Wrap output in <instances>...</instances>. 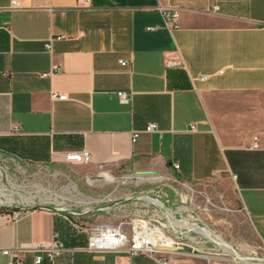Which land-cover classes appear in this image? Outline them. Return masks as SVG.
I'll list each match as a JSON object with an SVG mask.
<instances>
[{
  "label": "crops",
  "instance_id": "1",
  "mask_svg": "<svg viewBox=\"0 0 264 264\" xmlns=\"http://www.w3.org/2000/svg\"><path fill=\"white\" fill-rule=\"evenodd\" d=\"M16 1L0 0V159L76 168L106 199L125 194L122 181L176 179L223 192L264 227V0ZM162 9L178 12V28ZM82 150L89 163L65 160ZM45 206L0 213V250L19 249L18 264L54 235L65 250L51 264H157L84 251L87 215Z\"/></svg>",
  "mask_w": 264,
  "mask_h": 264
},
{
  "label": "built area",
  "instance_id": "2",
  "mask_svg": "<svg viewBox=\"0 0 264 264\" xmlns=\"http://www.w3.org/2000/svg\"><path fill=\"white\" fill-rule=\"evenodd\" d=\"M87 1L78 0V3L83 4ZM11 8H18L16 0H12ZM216 9L217 7L212 8V10ZM162 15L164 26L169 31L179 27V14L175 9H162ZM50 42L51 39L46 44L48 49H50ZM119 63L124 66L128 62L121 59ZM180 64V62H165L166 66ZM57 68L53 67L54 70ZM206 78V75L200 77L201 80ZM116 94L122 102L130 99L127 92L119 91ZM50 99L67 100L69 98L64 93L51 92ZM190 130H194V125H190ZM145 131L157 132V127L154 123H149ZM137 134V132L133 133L132 140H135ZM252 147H257V137L253 138ZM65 160L87 164L91 156L86 150H82L67 153ZM112 181L111 179L110 183ZM131 182L139 189L138 191L109 199L91 198V202L84 204L92 205L80 210H73L70 207L60 208L75 217L89 216L98 211L117 217L118 220L115 223L87 224L84 251L124 253L130 257L145 255L157 264H167L168 257L183 256L202 260L206 264H264V249L262 255H257L254 251H242L230 242L227 245L221 242L223 237L219 238V233L204 223L197 212L209 210L210 201L206 196L176 179L156 180L140 177ZM131 182L122 181V184L127 185ZM117 186L118 184L115 187ZM163 186H168L173 195L168 196L164 193ZM199 197H202V200H198ZM98 203L101 205H96ZM4 207L13 209L9 214L16 220L23 211L36 206H26L13 200ZM37 207L47 208L45 205ZM30 248L37 252L33 264H41L44 259L51 264L65 250L64 244L56 235L52 240L34 244ZM18 250L1 249L0 253L10 257L12 264H18Z\"/></svg>",
  "mask_w": 264,
  "mask_h": 264
},
{
  "label": "rangeland",
  "instance_id": "3",
  "mask_svg": "<svg viewBox=\"0 0 264 264\" xmlns=\"http://www.w3.org/2000/svg\"><path fill=\"white\" fill-rule=\"evenodd\" d=\"M94 180V177L69 166L37 165L4 158L0 159V185L7 188V192L12 194L15 201L26 206L47 205L59 208L70 207L73 210L84 209L92 204L86 205L82 202L91 198H101L100 196L109 189L108 187H96ZM138 190L131 182L122 191H125L126 194ZM162 190L168 196L173 195L168 186H163ZM16 193L21 194L24 198L31 197L33 203L23 201L22 197ZM207 197L210 201L209 210L207 212H197L201 217H204L205 223L242 251H254L257 255H262L264 227L255 219L247 216L239 204H229L223 192L220 195L208 193ZM198 200H202V197H199ZM93 205L95 204L93 203ZM96 205H101V203ZM0 208L5 207L0 205ZM83 219L87 220L90 225L115 223L118 220L117 217L101 211ZM106 255L113 256L114 254L106 253ZM174 260H179L185 264L189 262L206 264L202 260L186 256L168 257L167 263L171 264Z\"/></svg>",
  "mask_w": 264,
  "mask_h": 264
},
{
  "label": "bare ground",
  "instance_id": "4",
  "mask_svg": "<svg viewBox=\"0 0 264 264\" xmlns=\"http://www.w3.org/2000/svg\"><path fill=\"white\" fill-rule=\"evenodd\" d=\"M105 179H106V177H104ZM109 178H110V176H109ZM17 195H19L20 197H22V200L23 201H25V202H28V203H33V199L30 197V198H24L21 194H19V193H16ZM14 199H13V197H12V194L11 193H8L7 192V188L6 187H4V186H2V185H0V204H9V203H11L12 201H13ZM90 201H92V199H87L86 201H84V202H82V203H88V202H90ZM218 237L220 238L221 237V235L220 234H218ZM221 242H223V243H225V244H227V245H229L230 243L227 241V240H225L224 238H221Z\"/></svg>",
  "mask_w": 264,
  "mask_h": 264
},
{
  "label": "trees",
  "instance_id": "5",
  "mask_svg": "<svg viewBox=\"0 0 264 264\" xmlns=\"http://www.w3.org/2000/svg\"><path fill=\"white\" fill-rule=\"evenodd\" d=\"M13 209H8V208H0V213H6L9 214L12 212ZM77 222V221H76Z\"/></svg>",
  "mask_w": 264,
  "mask_h": 264
},
{
  "label": "water",
  "instance_id": "6",
  "mask_svg": "<svg viewBox=\"0 0 264 264\" xmlns=\"http://www.w3.org/2000/svg\"><path fill=\"white\" fill-rule=\"evenodd\" d=\"M1 206H4V204H0Z\"/></svg>",
  "mask_w": 264,
  "mask_h": 264
}]
</instances>
